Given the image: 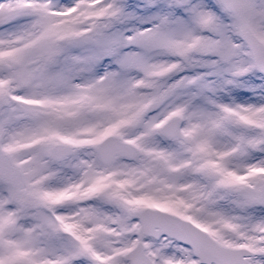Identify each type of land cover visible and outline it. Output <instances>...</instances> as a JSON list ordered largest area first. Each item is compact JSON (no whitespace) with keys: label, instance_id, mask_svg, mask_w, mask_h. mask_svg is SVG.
Returning a JSON list of instances; mask_svg holds the SVG:
<instances>
[{"label":"snow or ice","instance_id":"1","mask_svg":"<svg viewBox=\"0 0 264 264\" xmlns=\"http://www.w3.org/2000/svg\"><path fill=\"white\" fill-rule=\"evenodd\" d=\"M0 264H264V0H0Z\"/></svg>","mask_w":264,"mask_h":264}]
</instances>
